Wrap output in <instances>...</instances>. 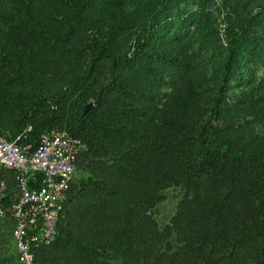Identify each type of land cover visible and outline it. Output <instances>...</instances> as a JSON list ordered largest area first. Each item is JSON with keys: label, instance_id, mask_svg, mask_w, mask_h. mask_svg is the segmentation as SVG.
I'll list each match as a JSON object with an SVG mask.
<instances>
[{"label": "trees", "instance_id": "16d2710c", "mask_svg": "<svg viewBox=\"0 0 264 264\" xmlns=\"http://www.w3.org/2000/svg\"><path fill=\"white\" fill-rule=\"evenodd\" d=\"M196 1L202 13L214 3ZM60 2L62 16L48 12ZM254 2L264 10L250 0L236 13L222 78L205 87L191 60L157 44L168 14L189 19L168 0H156L128 49L120 0H0V127L15 137L32 125L35 147L52 129L86 145L37 264H264V78L242 81L240 57ZM98 10L112 12L105 33L91 19ZM166 79L175 97L160 109ZM85 167L98 171L77 177ZM171 187L186 195L162 226L154 211ZM15 227L0 218V264Z\"/></svg>", "mask_w": 264, "mask_h": 264}, {"label": "rangeland", "instance_id": "374dc122", "mask_svg": "<svg viewBox=\"0 0 264 264\" xmlns=\"http://www.w3.org/2000/svg\"><path fill=\"white\" fill-rule=\"evenodd\" d=\"M250 0H214L210 9L202 13L197 6L196 0H168L173 7V12L184 9V13L188 18H177V16L168 14L164 19V27L157 36V44L163 45L169 52L179 55L185 61H192L191 73L197 81V84L214 86L217 79L222 78V64L228 57V46L230 42V34L232 30V21L236 13L245 7L252 8ZM156 0H120L119 9L121 15L129 16L130 31L125 36L119 39L120 48H130L133 44V36L136 31H144L147 27L149 13L154 7ZM109 1H103L100 8L109 7ZM247 4V5H246ZM252 4V3H251ZM255 14L250 17V24L247 28V38L242 45L240 57L243 60L244 66L241 68L243 80H249L252 77L257 79L264 78V62L262 54L264 53V10L260 7L261 2H254ZM244 7V8H243ZM264 8V7H263ZM48 12H53L57 16H62L65 9L62 7V2L52 3L47 7ZM112 12L108 11L102 15L100 10L91 18L97 23V28L101 33H105L111 27ZM121 21L117 23L121 25ZM201 25L200 31L198 27ZM138 31V33H140ZM77 38L83 42V35H78ZM241 65V61L239 60ZM194 78V79H195ZM180 85H183L181 83ZM173 83L168 79L161 84L159 96L157 98L158 107L164 109L172 103L175 94ZM92 103H94L92 101ZM195 103V102H193ZM197 107H204L200 103H195ZM94 107V106H92ZM156 123L160 124L163 117L157 114ZM10 131V130H9ZM264 135V129L261 130ZM86 150V149H85ZM84 166V164L82 165ZM97 169L88 168L78 169L77 177L89 174L90 172L97 173ZM186 195V191L181 187H171L166 190V200L160 203L154 211L157 221L166 226L171 223V219L175 215L179 202ZM15 246V241H14ZM5 250L1 253L5 264H20L16 259V249ZM13 256V257H12ZM68 256L64 258L66 259Z\"/></svg>", "mask_w": 264, "mask_h": 264}, {"label": "built area", "instance_id": "2783aa9c", "mask_svg": "<svg viewBox=\"0 0 264 264\" xmlns=\"http://www.w3.org/2000/svg\"><path fill=\"white\" fill-rule=\"evenodd\" d=\"M33 131L29 125L12 137L0 127V218H15L20 264H37L35 248L55 242L77 163L86 149L83 140L66 129L44 132L35 147L30 140Z\"/></svg>", "mask_w": 264, "mask_h": 264}, {"label": "water", "instance_id": "95a60500", "mask_svg": "<svg viewBox=\"0 0 264 264\" xmlns=\"http://www.w3.org/2000/svg\"><path fill=\"white\" fill-rule=\"evenodd\" d=\"M92 106H94V103L91 102L90 104H88L87 111H89L92 108Z\"/></svg>", "mask_w": 264, "mask_h": 264}, {"label": "crops", "instance_id": "0c3cea01", "mask_svg": "<svg viewBox=\"0 0 264 264\" xmlns=\"http://www.w3.org/2000/svg\"><path fill=\"white\" fill-rule=\"evenodd\" d=\"M16 258H17V256H16ZM17 261H18V259H17ZM19 262V261H18Z\"/></svg>", "mask_w": 264, "mask_h": 264}]
</instances>
